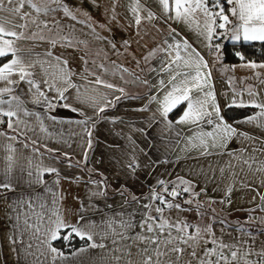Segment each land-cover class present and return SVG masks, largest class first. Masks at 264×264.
I'll list each match as a JSON object with an SVG mask.
<instances>
[{
  "label": "crops",
  "instance_id": "1",
  "mask_svg": "<svg viewBox=\"0 0 264 264\" xmlns=\"http://www.w3.org/2000/svg\"><path fill=\"white\" fill-rule=\"evenodd\" d=\"M32 2L49 11L38 14L24 9L29 13L24 21L27 27L17 31H23L27 38L16 40L15 47L20 55L33 60L56 64L58 58L75 88H69L66 99L60 100L54 89L41 83L50 103L43 98L36 103L35 89L30 90L26 81L16 76L12 77L17 80L15 84L0 81V88L12 89L0 98L18 96L22 108L29 112L27 116L19 113L18 119L23 121L19 125L13 118L15 131L0 123V132L5 133L0 136V183L13 186L11 191L0 190V264H129L130 260L139 264L142 245L134 243L135 237L151 235L140 225L148 216H158L156 207L163 208V217L171 222L175 207L162 205L157 198L160 196L173 205L203 207L205 213H197V225L206 236L207 228L212 233L219 231L214 222L218 219L257 211L259 216L254 220H264V127L259 126L264 118L248 122L261 111L251 105L264 103V67L247 66L264 63L229 64L222 53L227 43L259 41H233L231 25L217 28L218 35L209 41L203 13L197 10L187 20L177 19L174 0H169L168 10L160 0ZM221 4L235 21L227 0H221ZM65 8L71 15L65 14ZM7 16L0 12V19ZM185 41L207 64L203 71L210 73L220 115L237 130L223 146L218 142L212 147L210 140L207 148L192 146V137L201 130L212 131L213 125L203 121L197 125L177 123L185 104L174 108L167 119L160 114L157 101H163L171 90L169 64L175 52L170 45ZM153 52L155 55H150ZM181 54H185L182 48ZM0 59L5 60L2 66L11 57ZM32 71L38 73L34 77L37 82L46 79L39 66ZM109 84L113 87L105 86ZM85 94L95 97L98 106L82 103ZM0 107L6 109L7 105ZM98 107H104V111H98ZM85 120L86 124L79 123ZM13 136L15 140L8 139ZM89 139L90 148L86 146ZM9 144L16 151L12 174L7 176L4 169ZM38 167L57 171L41 173ZM185 187L189 192L183 191ZM173 190L179 193L175 198L169 195ZM56 215L65 224L59 237L65 239L66 250L70 248V235L84 242L67 252L65 247L54 245L60 238L50 241L62 257L43 242L49 227H55ZM182 218L175 220L181 224ZM122 221H131L132 228L125 229ZM68 225L87 226L93 241L76 236ZM234 229L227 223L221 231ZM254 230L264 234V225ZM118 232H124L125 238L116 235ZM92 242L105 247L92 248ZM202 246L208 245L202 242ZM129 247L131 257L127 254ZM180 264L188 262L182 258Z\"/></svg>",
  "mask_w": 264,
  "mask_h": 264
},
{
  "label": "snow or ice",
  "instance_id": "2",
  "mask_svg": "<svg viewBox=\"0 0 264 264\" xmlns=\"http://www.w3.org/2000/svg\"><path fill=\"white\" fill-rule=\"evenodd\" d=\"M57 2V0H53ZM139 3V0H138ZM160 3L164 6L165 10L169 8V0H160ZM175 11L177 19H189L192 13L197 10L201 11L206 17L205 30L206 37L209 41L212 40L214 35H218L216 29H226L229 25L232 26L231 39L233 41L243 40L244 42L259 41L264 43V0H227V4L231 5L230 13L235 18V21L230 20L229 15L224 12V7L221 4V0H212V7H209V0H174ZM34 10L36 13H45L49 11L48 8H41L32 0H0V12H6L8 16L4 19H0V57L10 56L9 62L0 66V81L6 84H15L17 80L12 79L13 76L18 77L19 81H26L31 89H35L34 95L36 96V103H40L41 98L43 102L50 103L49 97L45 92L41 90V83L46 85L48 89H54L60 100L66 99L65 92L69 88H75L72 83L70 75L63 67H60V61L57 58V63L52 64L51 61H39L33 60L31 56L20 55V50L15 47V41L25 39L23 31H17V29H24L27 27V23L24 21L29 15L24 11L25 8ZM218 9L213 11L212 9ZM66 15H71L67 8L64 9ZM136 11V9H133ZM149 13V18H151ZM15 18V19H13ZM75 19V17H72ZM217 20L220 22L217 23ZM238 21V22H237ZM35 23L36 21H31ZM136 23H140L139 17L136 19ZM47 27V25H45ZM35 36V33L32 34ZM11 38V39H10ZM43 39V37H41ZM54 43V42H53ZM175 55L171 59L169 64V71L172 73L169 83L171 84V90L164 96L163 101H157L160 104V114L167 119L168 114L173 111L180 104H185L186 108L181 118L177 121L179 124L197 125L201 121L206 122L209 125H213V130L205 132L201 130L195 136L192 137L193 147L209 146V140L211 146L216 147L219 142L221 146L229 138L237 133V130L230 124L226 123L223 117L220 115V108L216 104V98L211 91L210 86V73L203 71L207 68V64L199 53L191 49L190 45L185 41L182 45L171 46ZM219 47V46H217ZM181 48L185 54H181ZM172 55L171 52L168 53ZM51 56V53H47ZM155 55V52L150 53ZM239 55V54H238ZM243 59V56L240 57ZM66 64V62H63ZM45 64L48 66L45 67ZM173 65L175 67H173ZM37 66L42 70L43 79L41 82H37L34 78L38 73L32 71ZM252 68L264 67V64L256 65L254 63L247 65ZM188 69V71H184ZM97 83L101 81L97 80ZM164 84V81H161ZM108 88H112V85H105ZM208 89V91H205ZM12 89L8 87L0 88V97L10 93ZM120 91H123L122 89ZM195 93V94H194ZM203 93V95H201ZM252 94V93H250ZM155 99V98H153ZM82 103H91L94 107H97L99 102L95 97H90L85 94ZM107 103H111L108 101ZM7 105V108L0 107V117H7L5 121L0 119V123H6L8 129L16 130L15 125H19L23 121L18 119L20 112L24 115H29V112L22 108V101L18 96H13L11 99L0 98V106ZM239 107L245 106L244 104L237 105ZM252 107L259 108V116H251L248 118V122L256 121L258 118H264V103H253ZM69 107V105H64ZM73 111H80L79 109H72ZM98 111L103 112L104 107H98ZM83 115V113L81 112ZM15 120V125L13 122ZM55 119V118H53ZM79 123L86 124L87 120L80 121ZM171 124L169 123V127ZM264 127V119H261L260 125ZM42 130H44L42 128ZM5 133L0 132V136H4ZM87 135L91 136V131L87 132ZM10 140H15L16 137H8ZM198 141V143H196ZM26 146V145H25ZM87 147H91V140L87 141ZM15 149L9 144L8 155L6 157L7 165L4 169L5 174L10 176L13 171V165L15 163L14 153ZM31 163V161H29ZM39 172L53 173L57 170L55 168H43L37 169ZM28 175L31 176L32 172L29 171ZM163 184V181H160ZM0 190H13V186L10 183H0ZM184 192H189V188L185 187ZM179 193L173 190L169 193L172 197H176ZM160 203L167 208L176 207L180 205H173L167 202L164 197H157ZM264 199V197H262ZM189 203L191 201H188ZM31 207V204H28ZM43 207V205H41ZM157 217L148 216L144 224L140 225L144 228L146 233L151 235L137 236L134 243L138 241L142 247L140 248V260L139 264H180L181 259L185 254L192 257V261L188 264H264V249L255 251L251 246H238L229 245L221 241H218L210 228L204 231L212 236L211 240H204L205 245H212L211 247H201V229L196 228L195 233L189 232V226L187 224L172 223L167 218L163 217L164 209L161 207L155 208ZM55 227H49L46 239L43 241L48 244L49 250L59 256H63V253H59L54 247H51L50 241H54L59 237V232L65 227V224L59 215H56L54 221ZM27 225V221H25ZM111 223L109 227H111ZM122 226L125 229L132 228L131 221H122ZM71 228V232L81 239H87L93 241V233L87 229V226L78 228L76 226L68 225ZM175 230V235L173 234ZM39 231V229H37ZM116 235L121 239L125 238L124 232H118ZM67 238V236L65 237ZM132 239L131 237H128ZM116 242L115 240L113 241ZM92 248L100 247L104 248L103 243L97 244L92 242L90 245ZM83 251V249H81ZM128 256H132L131 248L129 247ZM255 256L257 259H252ZM55 259V256L53 257ZM118 261L121 257H115ZM129 264H132L131 260Z\"/></svg>",
  "mask_w": 264,
  "mask_h": 264
},
{
  "label": "rangeland",
  "instance_id": "3",
  "mask_svg": "<svg viewBox=\"0 0 264 264\" xmlns=\"http://www.w3.org/2000/svg\"><path fill=\"white\" fill-rule=\"evenodd\" d=\"M179 208H172V223H178L175 219H178L181 216L184 218L181 219V224H187L189 226V232L195 233V229L198 227L199 217L198 212H204L203 207L200 209V206H191L188 204H179ZM184 209L188 211L184 212ZM218 210V209H217ZM255 215V216H253ZM249 216H252L253 220L250 219ZM259 216L258 212L251 213L250 211L244 215H239L238 217L224 218L215 220V224H217V230L213 232L215 238L218 241H221L225 244L229 245H238V246H251L255 251H260L261 247L264 246V234L257 233L254 229L261 228L264 225V220L260 217L259 219H255ZM207 218H205L206 220ZM208 220V219H207ZM229 224L230 227H234V232L225 233V231H221L222 228L226 227V224ZM245 230V231H244ZM201 236L203 237L201 241L211 240L212 236H206L203 232H201ZM212 245L202 246L203 247H211ZM186 262L192 261V257L190 255L185 254L183 257ZM252 259H257L255 256L251 257ZM195 261H193L194 263Z\"/></svg>",
  "mask_w": 264,
  "mask_h": 264
},
{
  "label": "trees",
  "instance_id": "4",
  "mask_svg": "<svg viewBox=\"0 0 264 264\" xmlns=\"http://www.w3.org/2000/svg\"><path fill=\"white\" fill-rule=\"evenodd\" d=\"M223 60L229 64H235L245 61H255L264 63V43L254 42L249 44H231L227 43L223 46L222 49ZM239 54V55H238ZM243 56V59L240 57ZM4 59H0V65L4 62ZM70 240L68 246L69 249L66 250L65 239L62 237L54 242V245L58 248L64 249V251L70 252L73 248L82 245L84 242L80 241L73 235H70Z\"/></svg>",
  "mask_w": 264,
  "mask_h": 264
},
{
  "label": "built area",
  "instance_id": "5",
  "mask_svg": "<svg viewBox=\"0 0 264 264\" xmlns=\"http://www.w3.org/2000/svg\"><path fill=\"white\" fill-rule=\"evenodd\" d=\"M209 7L211 8L212 7V0H209ZM213 11H217L218 9H212Z\"/></svg>",
  "mask_w": 264,
  "mask_h": 264
}]
</instances>
